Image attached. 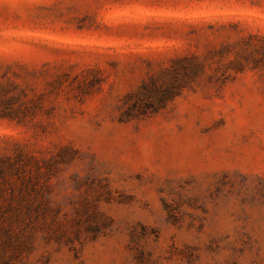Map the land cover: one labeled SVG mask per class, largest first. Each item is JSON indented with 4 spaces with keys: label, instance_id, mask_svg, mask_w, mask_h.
Returning <instances> with one entry per match:
<instances>
[{
    "label": "rangeland",
    "instance_id": "1",
    "mask_svg": "<svg viewBox=\"0 0 264 264\" xmlns=\"http://www.w3.org/2000/svg\"><path fill=\"white\" fill-rule=\"evenodd\" d=\"M0 264H264V0H0Z\"/></svg>",
    "mask_w": 264,
    "mask_h": 264
}]
</instances>
